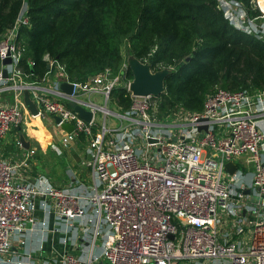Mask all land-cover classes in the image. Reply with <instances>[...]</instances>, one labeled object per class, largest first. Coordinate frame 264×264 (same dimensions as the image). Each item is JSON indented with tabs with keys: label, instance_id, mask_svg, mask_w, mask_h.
Returning a JSON list of instances; mask_svg holds the SVG:
<instances>
[{
	"label": "built area",
	"instance_id": "1",
	"mask_svg": "<svg viewBox=\"0 0 264 264\" xmlns=\"http://www.w3.org/2000/svg\"><path fill=\"white\" fill-rule=\"evenodd\" d=\"M217 4L232 27L264 41V0H256L261 15L254 18L232 0ZM29 22L23 2L12 26L1 34L0 94L10 93L11 100L0 102V149L11 127H20L27 90L34 115L60 117L55 125L65 142L84 134L91 151L84 162L92 169V182L62 187L43 174L22 173L34 147L16 161L0 152V264H264V89L219 87L199 113L178 108L160 116L159 97L132 96L126 62L117 73L106 69L80 82L67 79L64 66L45 56L47 72L54 67L61 81L72 83L69 94L57 86L47 90L26 81L18 65V29ZM7 56L11 61L3 65ZM162 69L172 70L151 72ZM118 88L132 100L122 113L107 107ZM69 100L92 111L91 119L85 121ZM97 113L104 116L96 129ZM109 117L117 123L110 125ZM61 122L73 129L62 130ZM12 142L22 146L18 135ZM241 156L250 157L247 162L253 165L250 184L235 162ZM227 162L237 166L232 175ZM36 199L41 217L35 213ZM72 227L77 229V253L35 255L43 251L49 232L62 231L59 240L67 243ZM29 242H35L33 248Z\"/></svg>",
	"mask_w": 264,
	"mask_h": 264
},
{
	"label": "trees",
	"instance_id": "2",
	"mask_svg": "<svg viewBox=\"0 0 264 264\" xmlns=\"http://www.w3.org/2000/svg\"><path fill=\"white\" fill-rule=\"evenodd\" d=\"M26 1L30 22L19 27L17 40L23 41L18 65L28 82H40L47 74L45 56L61 63L73 81L84 82L106 69L117 73L124 46L127 57L154 70L172 68L159 97L160 112L199 113L219 87L264 89V41L232 27L217 0ZM232 1L251 18L261 15L256 0ZM23 2L0 0V39ZM127 77L132 78L130 70ZM110 102L121 113L132 104L124 88L114 89Z\"/></svg>",
	"mask_w": 264,
	"mask_h": 264
},
{
	"label": "crops",
	"instance_id": "3",
	"mask_svg": "<svg viewBox=\"0 0 264 264\" xmlns=\"http://www.w3.org/2000/svg\"><path fill=\"white\" fill-rule=\"evenodd\" d=\"M60 81L61 80L59 78V75L56 73V71L53 67L47 72V75L44 77V79L38 83L40 86H43L47 90H49V88H54L56 86L58 87L57 84ZM9 100H11V94L10 93H1L0 94V102L5 103ZM93 100L95 101L96 104H98V105L101 104V98L100 97L95 96V97H93ZM25 108H26V105H25ZM22 113H23V118H22L19 126H20L21 131L24 134L25 140H27L29 142L28 148L34 147L35 152L30 157L29 167L20 168L19 171H21L24 174H29L31 177H34L35 175H38V174H43L44 177L48 178V180H50L53 184L58 185V186H62V187L67 186V185H71V184L75 185L76 183H82L83 185L90 184V182H92V169H90L86 165V163L84 162V161H86V158L84 160H82V159L78 160L77 159V161H79L78 162L79 167H80L79 169L86 172V176H81V174L79 172H77L79 170L78 168H75V170H73L71 168V165H69V164L66 165L67 163L59 161L58 155L61 153L58 154V151L63 152V147H61V145H59V146H57L58 147L57 150H55L54 148L52 149V146L50 148V145H51L50 143H51V141H53L51 136L48 139L50 141H49V144L47 145V151L51 152L50 153L51 155L49 156V155H47L46 151L42 150V149H44V146L38 140H34V137L32 135H30L28 130L26 131L27 126H29L31 123H33V124L34 123H39V124L44 123L47 126L51 125L52 130L54 131V135L55 134H56V136L59 135L58 139L62 138L63 137L62 131H60V129L55 125V121L53 119V116L51 114H45L43 116L34 115L33 113L29 112L27 108ZM95 127L97 129L98 124H96ZM13 130L15 132V135L19 136L18 126H12L11 130L9 131L10 133L8 134V135H10V137L8 138L6 136L2 140V145H1V149H0L2 156L8 157V159H10L9 161H12V160L16 161V160L21 159L23 154L26 152L25 150H27V148H24L23 146L18 147L12 142V137L14 135H12L11 133L13 132ZM49 135H51V129L49 130ZM54 138H55V136H54ZM84 139H85V136H84ZM54 147H55V145H54ZM71 148H73V146H71ZM40 155H41L43 163L45 165V166H42L43 169H41V165H43L42 161L38 160L39 159L38 156H40ZM240 159H241V157L239 158V160ZM238 168H239V166H238ZM239 169L242 170V168H239ZM83 177H85V178H83ZM244 178H245V181L250 184L252 174L250 172L248 174L244 173ZM249 178H250V180H248ZM35 209H36L35 210L36 215L41 217L43 215V211L40 208L39 199L35 200ZM48 226H51V227L53 226V217L51 215L49 217ZM61 233H62V231L55 232V234L52 233V231L49 232V237L47 238V240H44L42 242V248H43L42 250L43 251L41 253H39L37 251L35 255L39 256L40 259H42L43 256H47V255H54L55 254L57 256H60L64 249L69 251L70 253H73V252L77 253L78 252L77 247L75 245L73 246L74 240H76V237L78 238L77 229L75 227H72V230L69 231V233H68V241H71L72 246H66L64 244H62L61 246L55 245L56 240L59 239L58 236ZM38 243H39V241H38ZM27 245H30V247L33 248L35 245V242L34 243L29 242V243H27ZM67 247H69L71 249H69ZM97 249L100 250V247H97Z\"/></svg>",
	"mask_w": 264,
	"mask_h": 264
},
{
	"label": "water",
	"instance_id": "4",
	"mask_svg": "<svg viewBox=\"0 0 264 264\" xmlns=\"http://www.w3.org/2000/svg\"><path fill=\"white\" fill-rule=\"evenodd\" d=\"M186 60L188 61L189 58H187ZM10 61H11V57L7 56L2 60V64L3 65L8 64L10 63ZM126 63L132 75V80L129 84V88L133 97L141 98L145 96H152L158 98L161 96V94L165 91L164 81L166 77L171 73L169 69H162L159 72L152 73L148 63L140 62L134 56L131 55L127 57ZM46 67L49 68L48 63ZM1 75L3 77L7 76L5 66H3L1 69ZM58 88L61 89L63 92L69 94L71 93L72 90V83L70 81L68 82L60 81L58 83ZM23 101L29 112L33 114L37 113L35 103L30 97V94L28 93L27 90L23 91ZM68 105L73 107L76 111H78L80 116L85 121L88 122L91 119L92 111L85 109L83 106L79 104H75L73 100H69ZM53 119L55 123H58L60 121V117L57 115H53ZM60 127L62 130L66 132H70L73 129V125L71 123L69 124L66 122H61ZM18 132H19V141L21 142V145L24 148H28L29 142L25 140L24 134L21 131L20 127H18ZM236 170H237L236 164L232 162H227L226 171L230 175L234 174ZM244 193L248 194L249 191H245Z\"/></svg>",
	"mask_w": 264,
	"mask_h": 264
},
{
	"label": "rangeland",
	"instance_id": "5",
	"mask_svg": "<svg viewBox=\"0 0 264 264\" xmlns=\"http://www.w3.org/2000/svg\"><path fill=\"white\" fill-rule=\"evenodd\" d=\"M25 4H26V6L28 4L26 0H25ZM20 42H21V46H22L23 45V41L20 40ZM121 49H122V60H121V64L118 66L119 70H120L122 64L125 63L126 60H127V49L124 46H122ZM169 67H171V65ZM107 107L110 108L113 111L115 110V111L119 112L117 110L118 108L115 107L112 102L107 103ZM169 112L170 111H167V110L166 111H161V112H159V115L163 116L164 114H167ZM103 116H104V114L102 115L100 113H97V115H96V123L98 125L102 124ZM108 121H109L110 125H114L115 123H117V122H115L113 120L112 117H109ZM50 127H51V125L47 126L44 123L43 124H41V123L40 124L39 123H34V124L31 123L29 126H27L26 131L28 130L30 135H32L34 137V140H38L44 146V149H42V150L46 151L47 155H49V156L51 155L50 154L51 152L47 151V145L49 144V141H50L48 139L51 136L53 141H51V143H50L51 144L50 148L52 146V149L54 148L55 150H57L58 149L57 146L61 145V147H63V152L58 151V154L61 153V154L58 155L59 161L67 163L66 165H68V164L71 165V168L73 170H75V168L79 169L80 168L79 164H78L79 161H77V159L78 160H80V159L84 160L85 158L87 159L90 156V153H91V151L88 149V146H87L88 144H87L86 138L83 140V139H81V137H77V138L72 139V140H70L68 142H65L62 138L58 139L59 135L58 136H56V134L54 135V131L52 130V127L51 128ZM50 129H51V135H49V130ZM11 134L15 135L14 130H13V132ZM54 136H55V138H54ZM7 137L9 138L10 135H8ZM54 145H55V147H54ZM71 146H73V148H71ZM4 158L7 159V160H10L6 156H4ZM38 158H39L38 160L42 161L43 165H41V169H43L42 166H45V165L43 163L41 155L38 156ZM249 160H250V157H248V156H246V157L245 156H241L240 160L239 159L235 160V162H237L239 168H242V172L245 173V174H248L249 172L252 174V172H253V165L251 163L248 164V162H247ZM77 172H79L81 174V176H86V172L83 171V170L79 169ZM83 178H85V177H83ZM248 180H250V178ZM251 200H254V198L251 197ZM62 244L66 245V246H72L71 241H68L67 244H66V243H63V241H60L59 239L56 240L55 245L61 246ZM21 246H19V247H21ZM67 248H69V247H67ZM69 249H71V248H69ZM95 251H96V249H95ZM94 264H97V262L94 263ZM175 264H186V263L185 262H180V263H175Z\"/></svg>",
	"mask_w": 264,
	"mask_h": 264
}]
</instances>
